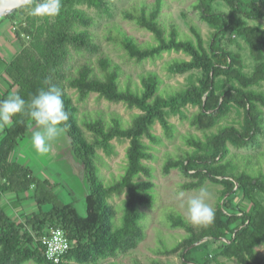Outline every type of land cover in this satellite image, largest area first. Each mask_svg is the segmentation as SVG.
I'll list each match as a JSON object with an SVG mask.
<instances>
[{
	"label": "trees",
	"instance_id": "obj_1",
	"mask_svg": "<svg viewBox=\"0 0 264 264\" xmlns=\"http://www.w3.org/2000/svg\"><path fill=\"white\" fill-rule=\"evenodd\" d=\"M33 6L34 2L23 4L0 17V26L13 29L18 43L11 59L0 55V82L6 87L0 101L12 94L28 101L42 88L60 89L69 117L66 132L85 166L86 213L62 199L59 183L40 178L31 166L17 160L16 151L34 122L27 116L15 117L1 132L0 189L19 198L28 195L37 209L17 220L0 206V264H103L111 259L106 264H121L120 257L146 237L139 208L154 205L157 185L150 163L157 158L154 145L163 142L154 128L159 123L169 139L175 138L178 131L171 116L188 120L203 136L184 135L187 149L167 154L163 174L180 170L188 177L190 181L180 184L179 190H200L209 181L222 189L214 222L197 227L180 213L172 215L171 226L184 229L186 236L172 247L162 242L160 252L179 256L183 264H211V258L222 264L220 256L239 264H264V253L256 250L264 244V170L256 164L263 153L242 155L231 149V145L241 149L263 144L264 26L251 22L264 20V0H194L212 29L208 40L191 22L194 37L184 35L175 23L169 26L165 0H134L121 10L125 21L152 34L150 43L140 42L115 21L107 23L105 39L123 49L133 64L143 66L173 52L190 57L169 63L171 74L196 73L185 87L169 93L162 92L164 80L155 71L141 74L136 87L131 78L123 84L122 66L104 51L102 39L92 30L100 25L92 11L114 18L109 0H62L60 14L51 19L32 17ZM226 40L237 49L226 47ZM244 49L252 59L251 70ZM92 93L140 112L129 124L117 113L110 120L100 111L83 115L78 103L86 102ZM189 107L197 111L189 115ZM233 110L243 113L239 126L223 124ZM114 140H128L127 164L119 179L108 185L99 150L115 154ZM124 192L128 198L123 224L115 226L118 211L110 199ZM237 196H241L238 205L234 204ZM51 228L63 229L73 242L59 263L48 258L41 241Z\"/></svg>",
	"mask_w": 264,
	"mask_h": 264
},
{
	"label": "rangeland",
	"instance_id": "obj_2",
	"mask_svg": "<svg viewBox=\"0 0 264 264\" xmlns=\"http://www.w3.org/2000/svg\"><path fill=\"white\" fill-rule=\"evenodd\" d=\"M115 10V16L111 20L105 14H99L94 11V15L99 20V26L92 28L93 31H97L99 37L102 39V45L104 51L108 53L115 62L119 63L124 71L122 75V82L125 85L131 78L132 84L136 87L140 82V75L147 72L155 71L160 74L164 80L162 86V92L169 93L174 90L183 88L186 86L189 77L195 72H188L185 74H171L168 70L169 63L174 62L177 59H190L189 56L184 53L173 52L171 54H165L162 59L152 61H146L143 66L133 64L127 59L125 51L114 45L105 39V26L110 22H117L122 28L130 32L140 42L150 43L153 41V36L150 32L138 29L133 24L125 21L120 13L124 7H127L134 0H109ZM153 1V0H149ZM166 7L164 9V16L166 23L170 26L173 23L177 24L182 33L189 37H194L189 29V23L191 22L195 26L201 29L205 39L210 38L212 29L201 18V14L194 7V0H165ZM218 7L228 11V7L219 3ZM187 15L188 17H185ZM251 24H260L264 26V20L260 22H251ZM13 32V29H12ZM8 38L9 35H6ZM11 39V38H10ZM225 46L232 49H237L235 44H230L226 40ZM6 44L0 42V47ZM12 53L18 50L17 41L10 42ZM4 53V52H2ZM5 54V53H4ZM243 54L248 63V70L252 69V59L247 49L243 50ZM1 74V73H0ZM2 83V81L0 82ZM264 89V86L262 87ZM73 97L76 99L74 90L70 91ZM81 114L96 112H103L107 120H110V115L113 113L119 114L123 117L124 122L129 124L135 114L139 113V110H131L123 103H112L105 99L99 98L97 93H92L89 99L84 103H78ZM197 111V108L189 107L187 113L189 115ZM243 119V113H239L237 110H233L229 116L222 120L223 124H234L239 126ZM170 121L177 127V135L172 140L169 139L161 126L157 123L154 131L157 135L162 137L163 142L154 145V153L156 159L150 164L154 166V178L157 188L154 193V205L152 207H140L139 212L142 214V220L140 225L146 230L145 239L139 244L138 247L123 254L119 262L121 264H153L155 260H160L163 264H183L179 256H169L162 254L160 251L162 242H165L167 246L172 247L181 241L186 236V231L181 228H174L171 226V216L175 214H182L187 218L186 214V201L199 194V190H179L180 184L190 181L180 170H173L170 175L165 176L162 171V166L165 162L167 154L177 155L181 149H187L183 136L185 135H198L203 136V133L192 127L188 120H184L179 116H171ZM35 125L31 126L30 131L24 140L21 141L20 146L16 151V157L22 164L31 166L40 178L49 179L54 183H59L58 192L63 200L74 202L82 215H85V197L88 193V181L85 172V166L83 162L75 155L71 138L65 132L55 140L51 142V151L48 154H38L30 143L31 135L36 131ZM1 135V134H0ZM1 137V136H0ZM148 141V140H147ZM263 144H252L245 148H235L231 145L233 153L242 155H258L263 153L261 162H256L264 170V138L261 140ZM116 153L113 155H107L102 149L99 150V154L102 157L103 164L101 165V173L108 185L119 179L120 175L124 173L127 164L126 151L129 146L127 141L114 140ZM15 159V158H14ZM258 161V160H256ZM206 188L209 197L207 202L215 209L219 200L221 185H215L212 182H207L203 187ZM128 198L127 192L120 195H115L110 199V202L115 206L118 211L117 217L114 219L115 226H121L123 224V212L126 200ZM32 200V199H31ZM30 204L27 208V214H31L36 211L35 203L33 201H25ZM241 203V196L235 198L234 204ZM260 253H264V244L256 248ZM222 264H239L236 260H228L222 256L218 259ZM109 260L104 262H113ZM28 264H36L30 262ZM211 264H218L211 258Z\"/></svg>",
	"mask_w": 264,
	"mask_h": 264
},
{
	"label": "clouds",
	"instance_id": "obj_3",
	"mask_svg": "<svg viewBox=\"0 0 264 264\" xmlns=\"http://www.w3.org/2000/svg\"><path fill=\"white\" fill-rule=\"evenodd\" d=\"M29 14L38 19H51L61 12L62 0H0V15L11 12L22 4L32 3ZM17 116H27L36 127L30 138L34 150L41 155L51 151V142L67 130L69 117L62 94L55 85L40 89L28 101L12 94L0 101V131L11 125ZM209 193L201 188L199 194L186 201L187 219L193 226L207 227L215 220V209L207 202Z\"/></svg>",
	"mask_w": 264,
	"mask_h": 264
},
{
	"label": "crops",
	"instance_id": "obj_4",
	"mask_svg": "<svg viewBox=\"0 0 264 264\" xmlns=\"http://www.w3.org/2000/svg\"><path fill=\"white\" fill-rule=\"evenodd\" d=\"M6 35H9V37L6 38L7 37ZM13 41H17V40L15 39V35L12 32V30H10V28L5 24L3 26H0V42L6 44L3 47V49L2 47H0V55L7 60L11 59L13 55L15 54V52L12 53V49L10 46V42L13 43ZM2 52H4L5 54ZM5 90H6V87L2 82L0 86V99H1L2 93ZM2 131H0V134ZM0 184H1V181H0ZM27 198H28V195L26 194L21 196V198H19L16 194H13V193L3 194L1 193V189H0V206H2L12 217H14L17 220H22L27 215L26 213L28 209L27 207L30 206L29 203L25 202V201H29ZM30 201H33V200H30ZM35 207L37 209L36 203H35Z\"/></svg>",
	"mask_w": 264,
	"mask_h": 264
},
{
	"label": "built area",
	"instance_id": "obj_5",
	"mask_svg": "<svg viewBox=\"0 0 264 264\" xmlns=\"http://www.w3.org/2000/svg\"><path fill=\"white\" fill-rule=\"evenodd\" d=\"M41 241L46 248L48 258L56 263L61 262L73 247V242L60 228H51L42 236Z\"/></svg>",
	"mask_w": 264,
	"mask_h": 264
},
{
	"label": "water",
	"instance_id": "obj_6",
	"mask_svg": "<svg viewBox=\"0 0 264 264\" xmlns=\"http://www.w3.org/2000/svg\"><path fill=\"white\" fill-rule=\"evenodd\" d=\"M23 5V4H22ZM21 5V6H22ZM19 8V7H18ZM18 8H14L11 12H8V13H6V14H3V15H0V17H4V16H6V15H9V14H12V13H14ZM67 133V132H66ZM68 134V133H67ZM68 136H69V134H68ZM70 138V137H69ZM72 141V140H71Z\"/></svg>",
	"mask_w": 264,
	"mask_h": 264
}]
</instances>
